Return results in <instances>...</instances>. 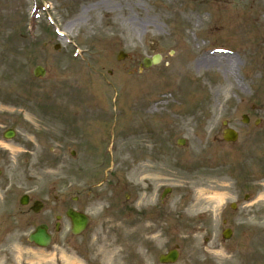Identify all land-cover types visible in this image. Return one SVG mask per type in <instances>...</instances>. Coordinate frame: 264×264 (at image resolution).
I'll list each match as a JSON object with an SVG mask.
<instances>
[{"label": "rangeland", "instance_id": "obj_1", "mask_svg": "<svg viewBox=\"0 0 264 264\" xmlns=\"http://www.w3.org/2000/svg\"><path fill=\"white\" fill-rule=\"evenodd\" d=\"M0 168V208L49 206L52 244L16 251L27 264H110L113 245L117 264H160L176 244V264H264V0H0ZM141 196L161 212L139 218ZM70 206L92 216L80 237L55 227Z\"/></svg>", "mask_w": 264, "mask_h": 264}, {"label": "flooded vegetation", "instance_id": "obj_2", "mask_svg": "<svg viewBox=\"0 0 264 264\" xmlns=\"http://www.w3.org/2000/svg\"><path fill=\"white\" fill-rule=\"evenodd\" d=\"M82 161V158L79 159ZM7 193L8 192H4ZM27 195V205H22L21 204V197L22 195H16V196H8V198H4L3 200L6 199V201L2 200V206L0 208V241L7 236H10L16 229H24L26 227H31L33 226V222L36 221L35 226H38L40 224H47L48 228L51 224V221L49 219L48 215V209L49 206L47 205V202L42 200L40 197H34L32 195L33 193L31 192H26L24 193ZM6 197V196H5ZM41 201L43 203L42 209L39 212H35L32 209V203L35 201ZM142 201V200H141ZM140 201V202H141ZM55 203H59V197L56 196L54 201ZM21 204L20 205H18ZM142 204V203H141ZM141 207V205H140ZM139 207V218L150 216V215H156L160 213L159 210H155L154 207L152 208H140ZM80 209V207H79ZM19 210V212L17 211ZM66 210L63 209L61 211L62 214L57 215V222L59 224L64 220L68 219L64 213ZM0 264H16V261L13 257H11L9 254H0Z\"/></svg>", "mask_w": 264, "mask_h": 264}, {"label": "water", "instance_id": "obj_3", "mask_svg": "<svg viewBox=\"0 0 264 264\" xmlns=\"http://www.w3.org/2000/svg\"><path fill=\"white\" fill-rule=\"evenodd\" d=\"M125 56V54L124 53H120V56H119V58H122V57H124ZM159 59L158 58H153V62H157ZM152 64V61L151 60H149L148 58L147 59H145V65L146 66H150ZM35 73H36V75H42V74H44V69L42 68V67H37L36 69H35ZM11 133L12 132H7V134H6V136H8V137H10L11 136ZM181 143H183V141H181ZM72 215V217H73V219L75 218V214L74 213H72L71 214ZM82 217H84V216H82ZM86 222H87V220H86V217H85V220H81V222H80V225L78 226V228H76V232H78L82 227H83V225H85L86 224ZM83 224V225H82ZM34 239L39 243V244H41V245H47L48 244V242H49V237L44 233V231H42V230H39V231H37L35 234H34ZM174 254H176V252H174Z\"/></svg>", "mask_w": 264, "mask_h": 264}, {"label": "bare ground", "instance_id": "obj_4", "mask_svg": "<svg viewBox=\"0 0 264 264\" xmlns=\"http://www.w3.org/2000/svg\"><path fill=\"white\" fill-rule=\"evenodd\" d=\"M223 198H224V195H222V194H215V196H212L211 199H213L215 202L218 203L219 201L223 200ZM117 256L118 255H117V252H116L115 245H113L112 249L109 252V262H110V264H117L115 262L116 259H118Z\"/></svg>", "mask_w": 264, "mask_h": 264}]
</instances>
